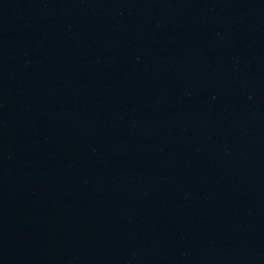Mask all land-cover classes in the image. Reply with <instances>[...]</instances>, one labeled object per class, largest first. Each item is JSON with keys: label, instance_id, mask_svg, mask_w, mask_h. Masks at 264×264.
Returning <instances> with one entry per match:
<instances>
[{"label": "water", "instance_id": "obj_1", "mask_svg": "<svg viewBox=\"0 0 264 264\" xmlns=\"http://www.w3.org/2000/svg\"><path fill=\"white\" fill-rule=\"evenodd\" d=\"M0 264H264V0H0Z\"/></svg>", "mask_w": 264, "mask_h": 264}]
</instances>
